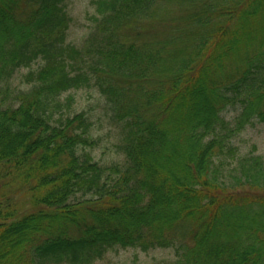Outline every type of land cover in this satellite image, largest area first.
I'll return each instance as SVG.
<instances>
[{
  "label": "trees",
  "instance_id": "obj_1",
  "mask_svg": "<svg viewBox=\"0 0 264 264\" xmlns=\"http://www.w3.org/2000/svg\"><path fill=\"white\" fill-rule=\"evenodd\" d=\"M165 1L93 0L78 46L63 0H0V264H90L114 246L264 264V156L233 142L264 123V0H181L159 33L146 25ZM81 87L104 96L123 161L87 150L92 122L63 96Z\"/></svg>",
  "mask_w": 264,
  "mask_h": 264
},
{
  "label": "rangeland",
  "instance_id": "obj_2",
  "mask_svg": "<svg viewBox=\"0 0 264 264\" xmlns=\"http://www.w3.org/2000/svg\"><path fill=\"white\" fill-rule=\"evenodd\" d=\"M181 0H166V8L160 6L159 14L154 15L147 22V27L151 30L165 33L180 22L191 9L178 4ZM64 7L70 16L69 27L67 29L66 40L81 46L87 32L93 23L92 15L96 13L93 0H63ZM194 3L192 6H194ZM37 62L31 66L20 67L14 74L11 82L17 88H27L29 85L24 80V74L31 68H36ZM71 94L73 96L74 111H85L92 124L90 133L95 139V146L88 147L87 150L94 159L101 164L123 161L124 155L117 147L121 142V126L110 117L108 104L103 95L96 87H81L65 92L63 96ZM240 155L253 152L264 156V123L255 122L247 125L233 138ZM11 192V191H10ZM14 192L13 198L20 203H25L24 208H28L27 196ZM176 259L173 247H154L142 250L134 246H114L109 248L101 258L94 260L90 264H170Z\"/></svg>",
  "mask_w": 264,
  "mask_h": 264
}]
</instances>
